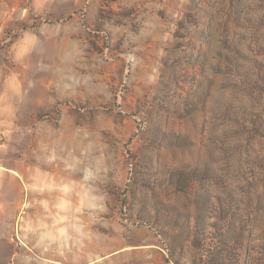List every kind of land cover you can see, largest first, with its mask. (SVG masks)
<instances>
[{
	"label": "rangeland",
	"instance_id": "rangeland-1",
	"mask_svg": "<svg viewBox=\"0 0 264 264\" xmlns=\"http://www.w3.org/2000/svg\"><path fill=\"white\" fill-rule=\"evenodd\" d=\"M3 185L0 264H264V0H0Z\"/></svg>",
	"mask_w": 264,
	"mask_h": 264
},
{
	"label": "crops",
	"instance_id": "crops-1",
	"mask_svg": "<svg viewBox=\"0 0 264 264\" xmlns=\"http://www.w3.org/2000/svg\"><path fill=\"white\" fill-rule=\"evenodd\" d=\"M17 187H18V189L16 188V190H14L13 187H12L13 189L10 190V188L5 187V185L1 186L0 191L3 192V194L0 195V200H1L0 204H1V202L5 201V200L7 201L8 199L14 200V202L15 201H21L23 199L22 196H23L24 191H23L22 187L20 188V185H18Z\"/></svg>",
	"mask_w": 264,
	"mask_h": 264
}]
</instances>
